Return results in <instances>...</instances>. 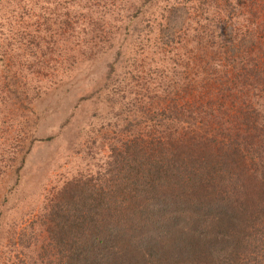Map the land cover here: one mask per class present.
<instances>
[{
	"label": "rangeland",
	"instance_id": "1",
	"mask_svg": "<svg viewBox=\"0 0 264 264\" xmlns=\"http://www.w3.org/2000/svg\"><path fill=\"white\" fill-rule=\"evenodd\" d=\"M247 31L264 41V0H0V264H48L50 200L105 175L112 147L263 114Z\"/></svg>",
	"mask_w": 264,
	"mask_h": 264
},
{
	"label": "trees",
	"instance_id": "2",
	"mask_svg": "<svg viewBox=\"0 0 264 264\" xmlns=\"http://www.w3.org/2000/svg\"><path fill=\"white\" fill-rule=\"evenodd\" d=\"M226 113L218 130L140 132L110 149L105 175L67 182L44 220L48 264H264V113Z\"/></svg>",
	"mask_w": 264,
	"mask_h": 264
}]
</instances>
